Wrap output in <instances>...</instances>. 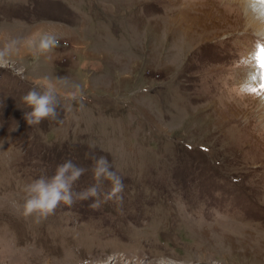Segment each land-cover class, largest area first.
<instances>
[{"label": "rangeland", "instance_id": "rangeland-1", "mask_svg": "<svg viewBox=\"0 0 264 264\" xmlns=\"http://www.w3.org/2000/svg\"><path fill=\"white\" fill-rule=\"evenodd\" d=\"M250 1L253 25L226 0H0V48L18 41L0 66V264H264V5ZM204 15L218 21L201 29ZM38 32L59 45L33 55ZM44 77L57 117L29 126L22 97ZM101 156L122 201L103 180L23 215L27 184L72 160L83 191Z\"/></svg>", "mask_w": 264, "mask_h": 264}, {"label": "clouds", "instance_id": "clouds-1", "mask_svg": "<svg viewBox=\"0 0 264 264\" xmlns=\"http://www.w3.org/2000/svg\"><path fill=\"white\" fill-rule=\"evenodd\" d=\"M18 41L12 40L0 48V66L7 64V57L17 51ZM26 46L33 55H41L51 52L59 45L57 36L50 32H38L25 41ZM57 81L70 86L73 90L66 94L67 98L73 101L83 103L85 97L79 84L68 81L66 77L57 78ZM22 101L28 106L30 111H24L23 118L29 126L41 123L45 119H55L57 117V106L60 99L58 89L48 77L42 78L37 87L29 90L22 97ZM93 178L97 181L80 192L73 191V184L87 171L73 163L72 160H66L59 164L55 174L51 177H40L27 184L24 188L26 193L22 205L23 215L31 216L35 214L38 218L51 215L61 204L72 205L77 200H87L99 196L100 183L103 180L111 182V187L106 194L105 199H115L122 201L124 184L122 179L111 170V166L106 157L95 158L92 166ZM100 200L97 199L90 205L92 208H98ZM84 264H94L93 261L85 260ZM159 264H173L171 261L161 260Z\"/></svg>", "mask_w": 264, "mask_h": 264}, {"label": "bare ground", "instance_id": "bare-ground-1", "mask_svg": "<svg viewBox=\"0 0 264 264\" xmlns=\"http://www.w3.org/2000/svg\"><path fill=\"white\" fill-rule=\"evenodd\" d=\"M226 1H229V3H226L229 7H233V8H230V9L232 10V12H234L233 13L234 15H237V13H235V11H234L236 9V10L241 11L242 13L245 12L246 19L249 20V22L251 23V25L256 24L257 23L256 21H259V19H260L259 15L258 16H254V14H253V8H252V4H250V2H251L250 0H226ZM206 14L208 15V13H206ZM210 18L211 17L204 15L203 18L200 19L201 29L207 27L209 24H213L214 22H216L215 20H217V19H214V17H213V21H212ZM191 26H192V24L189 23V27H191ZM182 28H184V30H185L184 31V34L186 36H188L187 35V33H188L187 32V29L188 28L185 27V26L182 27ZM151 31H152V34H153V32H154L153 29ZM253 73L255 74L256 73V70H253Z\"/></svg>", "mask_w": 264, "mask_h": 264}, {"label": "snow or ice", "instance_id": "snow-or-ice-1", "mask_svg": "<svg viewBox=\"0 0 264 264\" xmlns=\"http://www.w3.org/2000/svg\"><path fill=\"white\" fill-rule=\"evenodd\" d=\"M254 3H258V4H261V5H264V0H254ZM253 59H257L259 61V66L261 69H264V45H262L260 48H259V51H258V54L255 55L253 57ZM262 76V79H264V72H262L261 74ZM252 79H256L255 76L252 77ZM261 89H264V83L261 84ZM247 91H250V92H256L257 90L251 86H249L247 89H245Z\"/></svg>", "mask_w": 264, "mask_h": 264}]
</instances>
